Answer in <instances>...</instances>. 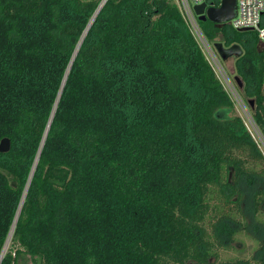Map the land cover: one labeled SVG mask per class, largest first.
Returning a JSON list of instances; mask_svg holds the SVG:
<instances>
[{"label": "trees", "instance_id": "obj_1", "mask_svg": "<svg viewBox=\"0 0 264 264\" xmlns=\"http://www.w3.org/2000/svg\"><path fill=\"white\" fill-rule=\"evenodd\" d=\"M197 27L221 67L215 44L241 47L264 138L256 33ZM5 138L0 264H264V237L251 261L219 257L252 238L248 187L264 227V154L178 0H0Z\"/></svg>", "mask_w": 264, "mask_h": 264}, {"label": "rangeland", "instance_id": "obj_2", "mask_svg": "<svg viewBox=\"0 0 264 264\" xmlns=\"http://www.w3.org/2000/svg\"><path fill=\"white\" fill-rule=\"evenodd\" d=\"M178 4L181 7V10L187 22L189 23L192 31L195 33V35H197L198 39L202 43L204 47V51L206 52L211 65L217 72L220 80L225 86V89L228 91V93L234 100L235 114L244 121L246 129L249 131L254 141L257 142L258 140L256 139L254 131H253V123H252V118H251V114L249 110L250 108L248 107L249 105H247V103L244 102L237 93L238 86L236 85L234 81V78L237 77L236 72H235V66H234V62H235L234 58H231L228 61H226L223 67H221L220 62L215 57L211 47H209L200 36V32L197 27V19H196L197 17L189 16V14L188 16L185 15L179 0H178ZM259 148L261 152L264 154V150H262L261 146ZM256 190H257L256 186L254 187L252 186L251 188L248 187L245 190V197L242 203L243 209L246 214L247 221L249 223V234L253 239L250 237L242 236V235L238 236L239 240L237 243L235 242L233 244V250L229 252H222V251L220 252V256H219L220 260L244 259V260L251 261L252 257L255 258L257 256L255 255V251L258 249V245L255 242V240L259 241L264 237V227L257 225L252 218V211H251L252 195L254 194ZM251 263L254 264L252 261ZM17 264H39V263H38V260H36L35 258H32L29 255H25L17 261Z\"/></svg>", "mask_w": 264, "mask_h": 264}, {"label": "built area", "instance_id": "obj_3", "mask_svg": "<svg viewBox=\"0 0 264 264\" xmlns=\"http://www.w3.org/2000/svg\"><path fill=\"white\" fill-rule=\"evenodd\" d=\"M185 15L193 16L196 15L193 12V7L201 4H205L207 7H212L211 3L214 0H179ZM236 1V13L233 19H231L228 24L234 30H244L250 29L254 31L257 35L258 44L261 48H264V0H235ZM221 2V0H220ZM207 46V45H206ZM208 48V47H207ZM252 118V117H251ZM253 131L258 146L264 150V138L260 134L257 126L255 125L253 119ZM4 253V252H3ZM3 254L0 257V261Z\"/></svg>", "mask_w": 264, "mask_h": 264}, {"label": "water", "instance_id": "obj_4", "mask_svg": "<svg viewBox=\"0 0 264 264\" xmlns=\"http://www.w3.org/2000/svg\"><path fill=\"white\" fill-rule=\"evenodd\" d=\"M193 12L200 22L209 21L214 25L226 24L234 18L236 13V1L235 0H221L219 7H207L205 4L197 5L193 7ZM241 31H251L250 29H244ZM216 53L222 60H228L230 58L240 56L242 49L239 45H232L229 48H225L222 44L217 43L214 46ZM234 81L239 89L243 87L242 82L238 77L234 78ZM250 108L253 106V102L249 101ZM11 144L9 139H2L0 141V154H6L10 151ZM5 251V250H4Z\"/></svg>", "mask_w": 264, "mask_h": 264}]
</instances>
